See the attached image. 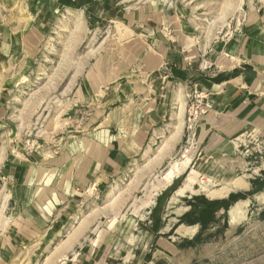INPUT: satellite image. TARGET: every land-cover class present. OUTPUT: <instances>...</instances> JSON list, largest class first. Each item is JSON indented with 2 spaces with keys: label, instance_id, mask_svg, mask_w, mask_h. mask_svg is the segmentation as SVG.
<instances>
[{
  "label": "rangeland",
  "instance_id": "1",
  "mask_svg": "<svg viewBox=\"0 0 264 264\" xmlns=\"http://www.w3.org/2000/svg\"><path fill=\"white\" fill-rule=\"evenodd\" d=\"M262 7L0 0V264H264V126L204 139L208 93L196 84L183 92L185 130L165 162L154 160L159 139L56 213L37 204L44 188L34 185L37 169L69 158L79 169L86 151L102 160V140L138 136L142 108L166 95L168 47L210 58L218 43L253 33Z\"/></svg>",
  "mask_w": 264,
  "mask_h": 264
},
{
  "label": "crops",
  "instance_id": "2",
  "mask_svg": "<svg viewBox=\"0 0 264 264\" xmlns=\"http://www.w3.org/2000/svg\"><path fill=\"white\" fill-rule=\"evenodd\" d=\"M252 31L254 34L250 32L240 40L233 41L230 37L218 43L210 58L202 60L192 55L190 48L175 53L168 47L166 95H155L146 104L147 109L142 108L138 136L133 137V142L122 133L102 140L101 148L104 150L105 147V152L100 162L94 159L95 164L93 156L88 157L86 151L88 163L82 168L77 169L75 163L71 166L69 158V165L67 162L62 167L46 165L37 169L35 188L36 185L44 188L41 196L35 198L41 209L47 214L56 213L60 206H73L79 195L86 194L89 182L98 178L106 181L123 174L129 159L153 153V143L159 139L165 144L158 146L154 160L160 164L165 162L180 143L185 130L186 102L182 97L189 86L196 84L208 93V113L203 116L200 126L207 132L204 139L208 136L230 138L248 126H264V7ZM169 126L175 128L172 129L174 133L164 136ZM146 143H149L147 147ZM22 169L25 175L26 168ZM31 174L26 178L25 187L30 186ZM82 191L85 193H80ZM63 210L60 208L58 212ZM194 231V227H188V233Z\"/></svg>",
  "mask_w": 264,
  "mask_h": 264
},
{
  "label": "bare ground",
  "instance_id": "3",
  "mask_svg": "<svg viewBox=\"0 0 264 264\" xmlns=\"http://www.w3.org/2000/svg\"><path fill=\"white\" fill-rule=\"evenodd\" d=\"M171 167H172V166H171ZM173 168H174V167H173ZM183 168H184V167L182 166V169H183ZM180 169H181V167H180ZM170 170H171V174H173V173H174L173 169L170 168ZM193 175H195V174H193ZM190 178H192V173H191V175H190ZM193 178H194V177H193ZM190 181H191V180H190ZM243 181H244V180H243ZM240 182H241V181H240ZM244 183H245V182H244ZM230 184H233V183H230ZM197 185H198V184H197ZM197 185H196V186H197ZM239 185H240V184H238V186H239ZM246 185H247V184H246ZM198 186H199V185H198ZM242 186L244 187L245 184H242ZM225 187H226V186H225ZM243 187H242V188H243ZM236 188H237V185H236V186L233 185V186L229 187L228 189H230V191H231V190H235ZM238 188H240V187H238ZM197 190H198V189H197ZM199 190H200V189H199ZM225 190L227 191V189H225ZM225 190H224V191H225ZM236 190H237V189H236ZM208 191H209V190H208ZM226 191H225V192H226ZM228 191H229V190H228ZM222 192H223V191H222ZM208 193H209V194H212V193H210V192H208ZM218 193H220V192H218ZM229 193H230V192H229ZM215 194H216V193H215ZM215 194H214V196H215ZM221 194H222V193H220L219 196H221ZM226 194H227V193H226ZM226 194H225V195H226ZM217 195H218V194H217ZM216 197H217V196H216ZM241 205H242V204H241ZM241 205H238V204H237V205H235V206H233V207L231 208V213H232V217H233V218H236V219H237L238 216H237L236 214H238V213L241 211V208H240ZM187 229H188V228H187Z\"/></svg>",
  "mask_w": 264,
  "mask_h": 264
},
{
  "label": "built area",
  "instance_id": "4",
  "mask_svg": "<svg viewBox=\"0 0 264 264\" xmlns=\"http://www.w3.org/2000/svg\"><path fill=\"white\" fill-rule=\"evenodd\" d=\"M195 115H194V118H188V121L190 122V124H192V125H195V123L197 124L198 123V119L196 120V118L195 117H197V115L199 114L198 113V110L197 109H195V113H194Z\"/></svg>",
  "mask_w": 264,
  "mask_h": 264
}]
</instances>
